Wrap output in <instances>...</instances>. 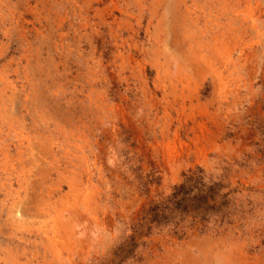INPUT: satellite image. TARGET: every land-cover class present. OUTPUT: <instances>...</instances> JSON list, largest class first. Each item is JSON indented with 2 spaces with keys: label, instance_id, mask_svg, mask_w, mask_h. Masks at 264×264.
I'll list each match as a JSON object with an SVG mask.
<instances>
[{
  "label": "rangeland",
  "instance_id": "374dc122",
  "mask_svg": "<svg viewBox=\"0 0 264 264\" xmlns=\"http://www.w3.org/2000/svg\"><path fill=\"white\" fill-rule=\"evenodd\" d=\"M197 167L232 222L119 261ZM0 264H264V0H0Z\"/></svg>",
  "mask_w": 264,
  "mask_h": 264
},
{
  "label": "trees",
  "instance_id": "16d2710c",
  "mask_svg": "<svg viewBox=\"0 0 264 264\" xmlns=\"http://www.w3.org/2000/svg\"><path fill=\"white\" fill-rule=\"evenodd\" d=\"M225 187L221 182H213L200 167L189 170L183 182L174 188L169 197L143 211L132 227L133 233L116 251L119 261L133 256L140 240L151 234L155 227L166 226L171 222L174 233L180 234L176 227L189 220L187 226L202 225L198 228L201 232L206 231L211 220L218 219L221 224L224 221L231 223L233 219L229 206L236 190L226 191Z\"/></svg>",
  "mask_w": 264,
  "mask_h": 264
},
{
  "label": "bare ground",
  "instance_id": "6f19581e",
  "mask_svg": "<svg viewBox=\"0 0 264 264\" xmlns=\"http://www.w3.org/2000/svg\"><path fill=\"white\" fill-rule=\"evenodd\" d=\"M87 171V170H86ZM93 173V172H92ZM86 175V174H85ZM82 178V177H81ZM81 183V182H80ZM85 183V182H84ZM73 187V186H72ZM75 187V186H74ZM94 201V200H93ZM91 210V209H90Z\"/></svg>",
  "mask_w": 264,
  "mask_h": 264
}]
</instances>
